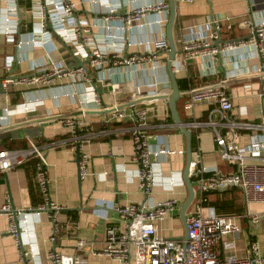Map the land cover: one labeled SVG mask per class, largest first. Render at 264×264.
<instances>
[{"label": "built area", "instance_id": "obj_1", "mask_svg": "<svg viewBox=\"0 0 264 264\" xmlns=\"http://www.w3.org/2000/svg\"><path fill=\"white\" fill-rule=\"evenodd\" d=\"M17 1L7 0L4 10L0 9V36L8 43H16V50H20L23 42L16 41L20 26ZM28 1L31 31L27 34V43L51 52L55 49L54 40H58L67 55L75 59V65L67 66L63 61L34 63L29 74L18 76L12 71L14 58L7 56L4 67L8 74L0 80V90L7 94L11 87H24L26 93L21 105L0 108V127L9 124L10 115L28 114L43 106L42 99L29 96V93L49 89L57 81L69 82L74 89L64 96L77 104L76 112L81 114L67 116L60 122L67 130L66 143L77 154L78 176L83 180L90 174V157L84 148L93 137L91 124L85 119L86 106L96 105L101 111L111 108L102 106L91 72L101 76L109 69L118 76L121 69H126L131 76L138 73L142 77H155L156 80L135 87L134 100L169 93L171 85L165 67L169 47L162 33L167 22L168 5L164 0L144 4H133L137 0H88L94 7L92 12L99 15L98 21L114 22V26L104 25L107 34L99 37L90 34L86 20L75 16L74 2L77 0ZM176 1L193 3L198 0ZM245 1V15L237 23L228 16L210 17L199 20V29L196 26L190 29L182 27L180 48L172 63V72L180 77L188 75L191 66L195 67V75L188 76L203 83L192 90H180L190 94L178 100L183 101L182 110L188 118L192 117L195 106L205 105L206 119L189 120L184 124L190 131L208 130L219 161L228 167L223 170L217 164L207 166L202 161L199 148L192 152L188 177L195 196L197 191L201 195L236 187L241 190L245 203L264 204V77L262 82L255 79L226 88L218 87L226 82L264 75V0ZM149 14L155 17L148 25L155 27L157 33L153 32L148 40L132 43L125 36L112 34L114 29L125 33L134 27L143 28L146 25L141 23ZM235 28L244 29L245 36L231 38ZM142 44L148 47V51L127 53L131 46ZM254 84L257 90L253 91ZM236 85L253 91L252 97L262 103L263 118L260 121L246 120V111L234 106L229 90ZM196 90L199 91L191 93ZM137 106L123 109L114 106V111L106 114L100 122V127L106 128L100 133L131 137L136 169L134 172L123 170V175L127 181H135L146 197L151 195L154 187L174 194L176 188L185 187L182 172H165L162 165L178 157L184 158L185 150L171 149L161 134L152 135L149 130L152 126L164 131L178 128L164 117L162 122L151 124L147 111ZM166 111L168 118L171 117L168 106ZM114 123L120 126L112 127ZM26 141L29 145L27 150L0 151V175L12 167L21 166L30 157H36L35 180L43 202L32 212L15 210L19 234L13 223V209L9 201L2 205L0 213L6 215L7 232L15 238L21 258L28 264V252L24 248L35 246V240L29 237L34 230L32 218L39 219L42 214H47L56 232L57 217L64 207L49 198L44 153L33 139L27 137ZM96 177L103 179L101 175ZM180 205L177 199L169 197L157 202L116 206L117 220L106 227L103 248L91 250L92 254L107 257L118 264H264V250L255 241H249L245 257L234 253L235 240L242 232L240 218L218 216L211 208L205 214L199 203L192 204L186 212L188 236L185 245L166 237L163 222L170 213L179 211ZM50 240L54 241V237ZM86 245L84 239L76 242L77 248ZM36 258L32 257V263ZM46 258L51 264H62V257L57 252H48Z\"/></svg>", "mask_w": 264, "mask_h": 264}, {"label": "crops", "instance_id": "obj_2", "mask_svg": "<svg viewBox=\"0 0 264 264\" xmlns=\"http://www.w3.org/2000/svg\"><path fill=\"white\" fill-rule=\"evenodd\" d=\"M158 1L161 0H137L133 4ZM164 1L166 2V0ZM17 3L20 26L16 41L21 40L23 44L20 50H16V43H8L3 36H0V80L8 74L4 67L7 56L14 58L15 63L12 71L18 76L29 74L34 63L63 61L67 65L70 57L64 47L58 43V40H54L55 49L51 52L27 43V34L31 31V23L27 14L29 1L18 0ZM118 3L120 4V1ZM6 4L7 0H0V9L4 10ZM74 5L76 8L75 16L77 19L87 21L91 35L104 37L107 34L104 25L114 26L112 21L109 23L98 21L99 15L92 12L93 4L89 3L88 0H77ZM176 7L174 38L176 47L179 49L182 27L190 29L196 26L199 29V20L210 17L228 16L237 23L245 15L246 1L198 0L193 3L176 2ZM154 17L153 14L146 16L144 22L141 23V25H146L143 28L134 27L125 33L114 29L112 34L120 37L125 36L132 43L144 42L151 37L153 32L157 33L155 27L148 25ZM162 33L165 37V27L162 29ZM245 34L244 29L235 28L230 37L240 38ZM19 35L21 36L18 37ZM35 37L39 39V35ZM145 51H148V47L142 44L131 46L127 53ZM71 62L70 60V64H72ZM195 72V67L191 66L187 74L192 77ZM91 73L96 90L102 100V106L111 108L132 100L135 96V87L138 84H146L156 80L150 75L142 77L138 73L131 76L126 69H121L118 76L109 69H106L101 76ZM185 75L180 77L183 78ZM99 84L102 85L101 90ZM72 89L74 87L69 82L62 80L57 81L55 86L49 89L45 88L36 91V93H29V96L42 99L44 101L43 106L28 114L10 115L9 124L76 112L77 104L64 96ZM252 89L253 91L257 90V85H252ZM25 90L24 87H11L7 94L0 90V108H14L21 105L24 101ZM229 91L234 106L242 107L246 111V120L258 122L263 118L262 103L252 97L253 91L245 90L240 85L231 87ZM152 103L140 104L137 107L147 111L151 124L162 122L163 117L164 120L168 121L167 105L162 102L161 107L157 109L156 105H151ZM86 109L85 119L91 124L93 133L92 139L86 143L84 148L90 157V174L80 182L78 181L77 154L72 152L66 143L68 139L67 130L60 120L45 122L42 127L29 125L19 132L15 130L0 134V151L27 150L29 145L26 138L33 139L44 153L47 161L49 198L53 203L64 207V210L60 211L57 217L56 232H54V225L47 214H42L39 219L32 218L31 223L34 224V230L29 233V237L35 240V246L32 248L25 246L24 248L28 252V264H51L46 258L47 253L51 251L61 255L62 264H118L112 259L97 256L91 252V250L98 251L103 248L105 229L110 223L117 220V214L114 211L116 206L129 203L140 204L145 201L146 203L157 202L169 197L183 203L186 198L185 187L176 188L174 194H168L159 187H154L151 195L146 197L135 181H127L123 175V170L134 172L136 169L133 161L134 145L131 137L129 135L117 136L100 133L106 130V128L100 127V122L105 115L93 113L101 111L99 110L100 107L96 105L86 106ZM191 118L193 120H205V105L195 106ZM118 126H120L118 123L112 125V127ZM28 132L34 136H29ZM149 133L152 135L161 134L171 149L182 148L185 150V141L178 129L164 131L156 130L152 126ZM198 135V148L203 163L207 166L217 164L223 170L228 169L218 159L210 132L202 130L198 132ZM30 159L31 157L21 166L12 167L5 174L0 175V208L9 201L16 211L32 212L36 206L43 202L35 180V166L30 164L32 163ZM184 166L185 156L184 158L178 157L173 162H164L162 168L165 172L170 170L183 172ZM96 175L103 176V179L99 180ZM198 193L197 191L196 194ZM244 210V216L240 218L242 232L234 243V253L239 257L247 255L246 249L249 241L257 242L260 248L264 250V204H247L244 202ZM204 213H208V209H204ZM244 219L248 220L247 224L243 222ZM176 226H179V231H174L177 229ZM162 228L163 234L168 238L178 239L182 237L181 230L183 229L178 210L169 214L163 222ZM7 230L8 219L6 215L0 213V264H25L15 238ZM52 236L54 241L50 240ZM79 239L86 240L87 245L83 248H77L76 242ZM226 239L230 240L231 237H226ZM241 241L242 243H239ZM34 256L38 259H34L32 263Z\"/></svg>", "mask_w": 264, "mask_h": 264}, {"label": "water", "instance_id": "obj_3", "mask_svg": "<svg viewBox=\"0 0 264 264\" xmlns=\"http://www.w3.org/2000/svg\"><path fill=\"white\" fill-rule=\"evenodd\" d=\"M167 5H168V16H167V22L165 25V39L168 43V47H169V51L167 53V58H166V63H165V67H166V72L170 81V85H171V89L169 91V93L166 94H160L157 96H153V97H142V98H138V99H132L129 102H126L120 106H117V109H123L126 107H130V106H135V105H140V104H145V103H152V102H156V101H164L169 109V113L171 116V119L173 121V124L176 126V128H178V130L180 131V133L182 134L184 141H185V166L182 172V176H183V181H184V185L186 188V198L183 201V203H181L180 205V210H179V220L181 222L182 225V229H183V235L182 237L178 238V239H174V240H178L181 241L183 246L185 245L186 241H187V236H188V230H187V224H186V212L189 209V207L192 205L194 199H195V190L193 188V184L190 181L188 175H189V167H190V163L192 160V151H191V131L187 128L186 124H184L179 115L178 112L176 110V102L179 98L183 97V96H187L190 93L188 92H181L178 84H177V77L173 74L172 72V63L176 58V55L178 54V49L176 47V43H175V38H174V25H175V20H176V0H166ZM82 65V64H79ZM263 76H259V77H250V78H243V79H238V80H234V81H230V82H226L224 84H220L218 85V87H222V88H226V86L229 85H233V84H237L240 82H245V81H250V80H259L260 82H262ZM199 90L196 91H192L191 93H195ZM114 111V108H110L107 111H98V112H93V113H97L100 115H106L108 113H111ZM81 112H72V113H68V114H64V115H59V116H48V117H44V118H38V119H32V120H25L22 122H17L14 124H9L6 126H2L0 127V134L5 133V132H12V131H17L19 132L22 128H25L29 125H38L39 127H42L43 123L48 122V121H53V120H60L62 118H65L67 116H77L80 115ZM84 114H86V112H84ZM26 132V131H25ZM77 162V159H76ZM78 181L80 182V178L78 176ZM13 223L16 229L17 234H19L18 231V218H17V213L15 211V208H13ZM243 222L245 224L248 223L247 219H244ZM247 232V231H246Z\"/></svg>", "mask_w": 264, "mask_h": 264}, {"label": "trees", "instance_id": "obj_4", "mask_svg": "<svg viewBox=\"0 0 264 264\" xmlns=\"http://www.w3.org/2000/svg\"><path fill=\"white\" fill-rule=\"evenodd\" d=\"M176 24V20H175ZM175 26V25H174ZM203 83V81L194 80L189 78L188 75L182 77H177V84L180 90H192L197 85ZM183 101L177 100L176 110L183 123H186L192 118H188L187 115L182 110ZM168 121L172 123L171 117ZM198 132L191 130V151L195 152L198 150L199 140L197 138ZM31 165L36 167L37 158L31 157ZM199 202L203 209L211 208L214 213L218 216H235L242 218L244 216V199L240 189L236 187H230L223 191H213L205 194H196L193 204Z\"/></svg>", "mask_w": 264, "mask_h": 264}, {"label": "rangeland", "instance_id": "obj_5", "mask_svg": "<svg viewBox=\"0 0 264 264\" xmlns=\"http://www.w3.org/2000/svg\"><path fill=\"white\" fill-rule=\"evenodd\" d=\"M69 56H70V54H69ZM70 60L72 61L71 63L72 64H70ZM70 60L68 59V62H67V66H74L75 65V59H73V58H70ZM99 87H100V90H101V87H102V85L101 84H99ZM161 104H162V102L161 101H159V102H155V103H152L151 105L152 106H155L156 105V107H157V109L158 108H160L161 107ZM154 108V107H153ZM28 135L29 136H31V133L30 132H28ZM34 135H32L31 137H33ZM193 204V203H192ZM193 205H195V204H193ZM191 207V206H190ZM176 228L177 229H175L174 231H179V226H176ZM181 232H182V234H183V230H181ZM239 243H242V241L241 242H239ZM241 245V244H240Z\"/></svg>", "mask_w": 264, "mask_h": 264}]
</instances>
